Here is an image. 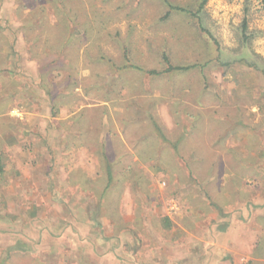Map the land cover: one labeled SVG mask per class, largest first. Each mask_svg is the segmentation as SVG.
Listing matches in <instances>:
<instances>
[{
    "label": "rangeland",
    "instance_id": "374dc122",
    "mask_svg": "<svg viewBox=\"0 0 264 264\" xmlns=\"http://www.w3.org/2000/svg\"><path fill=\"white\" fill-rule=\"evenodd\" d=\"M3 1L0 100L6 85L19 93L33 85L75 116L73 122L102 118L118 125L119 139L135 142L143 154L215 156L216 186L231 176L238 193L232 253L217 255L216 264H264V218L254 217L253 206L260 180L239 177L262 174L264 165V0H208L200 21L170 11H197L198 0H69L72 8L61 12L73 16L71 29L53 1ZM32 63L39 83L29 81ZM9 103L4 100L0 115ZM246 190V208L234 204L247 198ZM17 264L29 263L19 258Z\"/></svg>",
    "mask_w": 264,
    "mask_h": 264
},
{
    "label": "crops",
    "instance_id": "0c3cea01",
    "mask_svg": "<svg viewBox=\"0 0 264 264\" xmlns=\"http://www.w3.org/2000/svg\"><path fill=\"white\" fill-rule=\"evenodd\" d=\"M32 69L29 81L39 83L33 63ZM4 88L0 106L10 103L0 115V260L216 264L217 255H231L232 200L238 193L231 176L223 177L227 186L225 179L216 186L215 156L143 154L135 142L119 139L118 125L102 118L73 122L75 116L55 108L38 87L20 93ZM3 163L12 167L2 169ZM239 177L260 180L254 217L264 218V165L262 174L245 171ZM245 193L234 204L246 208Z\"/></svg>",
    "mask_w": 264,
    "mask_h": 264
},
{
    "label": "trees",
    "instance_id": "16d2710c",
    "mask_svg": "<svg viewBox=\"0 0 264 264\" xmlns=\"http://www.w3.org/2000/svg\"><path fill=\"white\" fill-rule=\"evenodd\" d=\"M50 1H53L52 5H53V8L57 11V13H58V11L61 12L63 9H71L72 8V4L69 3V0H50ZM207 3H208V0H198V10L197 11H190V10H187L185 8L173 7V6H170V11L184 12V13H187V14L191 15L193 18L197 19L198 21H200V12H202L204 10V8L207 5ZM61 17L68 21V28L71 29V27H72L71 26L72 25L71 21L73 19V16L71 15V13L70 12H61ZM243 28L246 29V24H243ZM63 51L64 50H62V54H63ZM126 51L127 50H125V53H126ZM51 54H52V51H51ZM193 67L194 66L187 67V68H185V70L192 69ZM180 69H182V68H173V67L169 66L168 71L180 70ZM148 74H150V75H159V72H157V71H149Z\"/></svg>",
    "mask_w": 264,
    "mask_h": 264
}]
</instances>
